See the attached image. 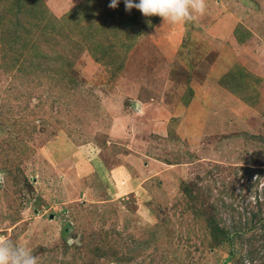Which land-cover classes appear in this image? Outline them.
<instances>
[{"label": "rangeland", "instance_id": "374dc122", "mask_svg": "<svg viewBox=\"0 0 264 264\" xmlns=\"http://www.w3.org/2000/svg\"><path fill=\"white\" fill-rule=\"evenodd\" d=\"M41 2L0 0V234L40 264H239L245 246L213 247L195 213L210 186L264 214V175L247 172L264 171V0H206L187 25L123 0ZM145 123L165 125L158 168L139 176L129 157L130 192H114L91 165L124 163Z\"/></svg>", "mask_w": 264, "mask_h": 264}, {"label": "trees", "instance_id": "16d2710c", "mask_svg": "<svg viewBox=\"0 0 264 264\" xmlns=\"http://www.w3.org/2000/svg\"><path fill=\"white\" fill-rule=\"evenodd\" d=\"M41 1L42 0H23L20 3V0H13L14 5H16L14 7L18 8V13H21L20 11H22L23 8L28 7L29 5H32V8H35L37 4L39 6L42 3ZM87 1L90 2V0H86V2ZM84 4L85 3H82L81 5L74 7L76 9L74 11H77L79 8H85ZM85 5L88 6L87 3ZM40 10V14H45L42 9ZM37 11L38 9L36 7V10L34 12ZM156 19L157 16L154 17V21ZM18 38L19 37L15 36L16 41L21 40ZM25 43H27V41L21 40L22 48H25V46H27ZM66 59L68 58L65 57L63 61L64 63L68 62V60L66 61ZM262 170L263 169H256L255 171L247 172L262 173L264 175V171ZM257 178L258 177H256V179ZM258 182L259 180H256L252 184L251 188L256 189ZM206 189V195L208 196L207 200L210 204L208 206V209H206L204 212L197 211L195 213V217L196 220H204L207 228L206 230L210 235V239L213 240L212 246L216 247L225 243L232 245L233 242L235 244L238 241L240 245L245 246L246 249L245 255L239 254V259L237 260L238 262H240L239 264H243L242 261L244 260H250L251 264H264V214L262 202L256 196L254 205L249 203V206L246 208V213L248 215L243 216L242 214L238 213L237 208L233 207L232 203L222 202L219 205L216 204V202L218 201V197H216L215 199L213 197V189H215V187L211 188L210 186H208ZM184 193L188 196L190 195L188 187H185ZM226 193L228 194L227 191L219 190V195ZM229 196L232 200H235L237 197L234 195L233 191ZM224 217L229 218L230 222L223 219ZM249 233H251V235L247 236ZM67 245L68 244L66 243L65 246L68 247ZM233 256L234 254L230 253V255L228 256V260H233Z\"/></svg>", "mask_w": 264, "mask_h": 264}, {"label": "clouds", "instance_id": "9594fccd", "mask_svg": "<svg viewBox=\"0 0 264 264\" xmlns=\"http://www.w3.org/2000/svg\"><path fill=\"white\" fill-rule=\"evenodd\" d=\"M125 11L138 10L144 17L158 16L169 25H187L202 18L206 0H123ZM120 0H110L108 7L117 8ZM7 174L0 171V184ZM0 264H40L31 249L0 234Z\"/></svg>", "mask_w": 264, "mask_h": 264}, {"label": "crops", "instance_id": "0c3cea01", "mask_svg": "<svg viewBox=\"0 0 264 264\" xmlns=\"http://www.w3.org/2000/svg\"><path fill=\"white\" fill-rule=\"evenodd\" d=\"M77 5V4H76ZM75 5V6H76ZM131 120H127V123L131 121V127L134 126L135 121ZM125 124V121L123 122L122 125ZM154 123H145L144 126L142 128H140L141 132L144 133V138L143 137H138L136 135V138L134 139V141L130 140L129 143H132L131 145L134 146V148H132L130 145L129 146V152H128V157L125 156V160L123 161L124 163H120L114 167H111L110 169L106 166L105 162L103 160H101V164L97 165V162L95 161L91 166H92V170H94L93 172L95 174L98 175L99 178L103 179H109V183L107 184H111L112 186H115L116 189H114V192H120L119 194L123 193L125 190L126 193L130 192V189H128V187H125L127 183H125V179H124V175L121 171V169H124V167L126 168V171L130 169V166L126 163V160L131 161V159L129 157H131L133 159V167H135V170L137 172H139V176H144L147 174H149V172L151 171L152 167L158 168V165H155L157 163H160L158 161H156L155 159L151 158L150 155L148 153H151L152 151H155L154 149V145H150L153 144L152 140L153 138H150L149 136H151L152 132L154 134V136H158L160 138H163V134L161 133V131L163 130V128L165 127V125L161 126L159 125L158 128V132H154V131H150V128L153 126ZM121 125V126H122ZM156 125V124H154ZM119 125H115L113 126L112 130L115 133H117L118 135H122L123 132H121L120 129H118ZM137 128V126H136ZM127 138V137H126ZM150 138V139H149ZM131 148V149H130ZM96 155H98L99 157H101L99 155V153H96ZM103 159V158H102ZM155 162V163H153ZM127 164V166H126ZM142 164V167H141ZM130 171V170H129ZM138 174V173H137ZM148 176V175H146ZM144 178V177H141ZM151 177H146V179H143L141 181V183L144 185L146 184V182L150 181ZM140 180V179H139ZM137 181V180H136ZM140 181H138L137 183H139ZM116 184V185H114ZM146 186V185H145Z\"/></svg>", "mask_w": 264, "mask_h": 264}, {"label": "water", "instance_id": "95a60500", "mask_svg": "<svg viewBox=\"0 0 264 264\" xmlns=\"http://www.w3.org/2000/svg\"><path fill=\"white\" fill-rule=\"evenodd\" d=\"M51 218H52V216H51Z\"/></svg>", "mask_w": 264, "mask_h": 264}]
</instances>
